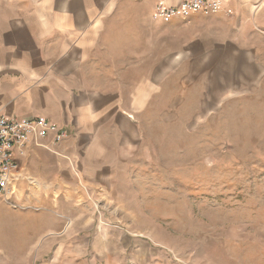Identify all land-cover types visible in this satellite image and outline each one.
I'll return each mask as SVG.
<instances>
[{"label": "rangeland", "instance_id": "1", "mask_svg": "<svg viewBox=\"0 0 264 264\" xmlns=\"http://www.w3.org/2000/svg\"><path fill=\"white\" fill-rule=\"evenodd\" d=\"M205 23L130 36L148 98L115 171L30 178L0 198V264H139L151 251L156 264H264V49L225 50Z\"/></svg>", "mask_w": 264, "mask_h": 264}, {"label": "crops", "instance_id": "2", "mask_svg": "<svg viewBox=\"0 0 264 264\" xmlns=\"http://www.w3.org/2000/svg\"><path fill=\"white\" fill-rule=\"evenodd\" d=\"M166 2L174 7L181 0ZM131 3L0 0V116L44 118L68 134L55 146V134H49V150L32 143L23 151L15 150L21 172L13 195L30 178L41 185H54L61 175L81 174L86 181L90 172L115 171L109 167L113 161L109 157L119 153L121 140L130 139L126 129L134 126V106L142 103L143 91L144 99L148 98L147 76L136 84L132 81V72L145 68L131 67L128 43L134 40L130 37L134 32L160 40L166 25L201 21L206 22L205 28H213L225 50L264 49V0H222L224 11L231 15L194 14L170 24L154 20L155 0ZM57 159L69 160L70 166L57 165L55 174L43 169L48 166L46 161ZM48 173L54 180L43 178ZM121 247L127 249L125 244ZM154 255L151 251L150 257L137 261L156 264L160 259ZM104 258L103 264H129L124 257Z\"/></svg>", "mask_w": 264, "mask_h": 264}, {"label": "built area", "instance_id": "3", "mask_svg": "<svg viewBox=\"0 0 264 264\" xmlns=\"http://www.w3.org/2000/svg\"><path fill=\"white\" fill-rule=\"evenodd\" d=\"M153 18L170 24L176 18L188 19L191 15L216 16L224 11L222 0H181L177 6H169L166 0H155ZM55 134L54 146L65 141L68 134L59 126L44 118L16 120L0 116V197L8 200L14 193L15 182L20 179V167L14 155L30 143L49 150L46 138Z\"/></svg>", "mask_w": 264, "mask_h": 264}]
</instances>
